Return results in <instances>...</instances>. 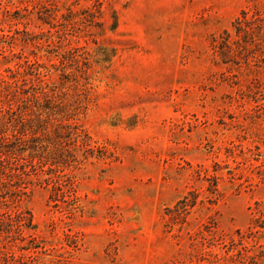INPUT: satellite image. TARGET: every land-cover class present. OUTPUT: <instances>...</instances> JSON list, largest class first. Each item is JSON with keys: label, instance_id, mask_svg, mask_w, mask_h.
I'll return each mask as SVG.
<instances>
[{"label": "rangeland", "instance_id": "1", "mask_svg": "<svg viewBox=\"0 0 264 264\" xmlns=\"http://www.w3.org/2000/svg\"><path fill=\"white\" fill-rule=\"evenodd\" d=\"M0 264H264V0H0Z\"/></svg>", "mask_w": 264, "mask_h": 264}]
</instances>
